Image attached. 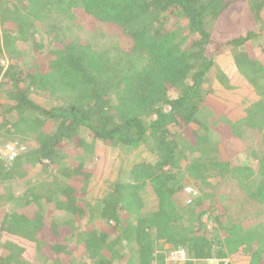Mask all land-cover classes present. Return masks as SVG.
Masks as SVG:
<instances>
[{"label":"trees","instance_id":"1","mask_svg":"<svg viewBox=\"0 0 264 264\" xmlns=\"http://www.w3.org/2000/svg\"><path fill=\"white\" fill-rule=\"evenodd\" d=\"M0 15V143L30 147L0 155V264H172L171 251L184 264L264 263V216L244 215L264 204V0H0ZM214 47L254 97L230 118L212 95L215 80L234 89ZM100 143L129 161L101 196L90 187ZM231 146L253 160L234 163ZM215 178L237 184L240 208L205 191ZM188 179L202 193L190 201Z\"/></svg>","mask_w":264,"mask_h":264},{"label":"rangeland","instance_id":"2","mask_svg":"<svg viewBox=\"0 0 264 264\" xmlns=\"http://www.w3.org/2000/svg\"><path fill=\"white\" fill-rule=\"evenodd\" d=\"M14 1V0H12ZM1 18V15H0ZM2 22V20H0ZM0 22V27L3 28V22ZM63 25L66 26H71L67 32L69 33V35L71 37H78L80 40H93L91 33L87 32L81 24H79V26H77V24H75L74 21H69V20H65L62 22ZM74 24V25H73ZM44 37L48 38V42L49 41V33L46 31V33L44 34ZM116 37H112V38H108V40H115ZM28 39H22L20 40V46H22L20 49L23 51H26L27 56L26 59L28 60V64L27 66L30 67H34L35 65H37V60L39 58V54L37 53H33V51L35 52V47L33 46L32 42L31 44H28ZM49 43L46 42V46L49 45ZM45 52L47 51V49H43ZM212 50H215L216 53H218L217 55V63L220 65L221 69L226 73V75H228V78L230 80L229 84L231 86L234 87V89H230V90H226L224 87V85H222L221 82H218V80H215L213 82L215 90L212 89V92L221 104L224 105V109H217V112H223V114L227 117L230 118L231 116H235L236 113L242 111L244 109V104H243V100H244V96L249 94L248 98H245V100L250 101L252 100L254 97H251L253 94L249 93L246 85L247 82L245 81L244 77L239 73L234 59L231 56V53L229 52V50H226L224 52V50L219 51L218 47H214ZM223 53V54H221ZM45 54V53H44ZM43 54V56H44ZM25 55V54H24ZM20 56V55H19ZM43 56L40 58L42 59ZM23 57V56H21ZM14 62L21 64L22 66L25 65V63L22 60H18V59H13ZM12 63V58L7 57V60H4V64L6 66V68L9 67V65ZM218 65V66H219ZM27 66L25 67L26 69ZM45 97V96H44ZM251 97V98H250ZM250 99V100H248ZM226 100H230L232 104L226 105ZM245 103V102H244ZM246 141H248V144L251 146V149H255L257 152L258 149L260 150V148L262 147L261 143V147L259 148V138L257 136L253 137V136H249L248 138H246ZM30 149V147H27L24 142H22L21 140H15V142H2L0 143V155H2V157L9 159L10 160L11 156L13 155V153H19V151H21L22 149ZM263 148V147H262ZM220 149L223 152H226L227 148L224 144L220 145ZM67 152V155L69 154V157L71 159V161H77L78 157L80 159L81 156V152L77 149H75L74 147H68L65 150ZM231 151L232 153H235L233 156V160L234 163H242L243 161H252L253 158L250 156L249 160H247V155L245 153H240L239 151H235V149L231 146ZM95 177L90 185L91 188H93V191H95V193L99 196L102 195L101 193V186H104V189L109 185L110 182L115 181V179L118 177L119 174V170L120 168H123L124 166H126V162H129L128 160L126 161V158H123V156L120 154L119 150H112L111 148L103 145V144H98L95 152ZM146 152H142L141 153V157L145 156ZM14 156V155H13ZM131 159V158H130ZM128 164V163H127ZM32 175L29 176L30 180L32 179H37L38 180V172H32ZM220 179L219 178H215V179H211L209 180L210 183H212V185H215V189L213 188H205V191L207 193H215L217 195H219L220 197H223L224 200H222V202L224 201V204H234L236 207L240 208V203L244 200V194H242L239 190V188L237 187V184L234 182H229L227 179L225 180H221L222 182H219ZM28 182V181H26ZM105 182H108L107 184ZM31 183V184H30ZM28 182L23 184L22 182H17L14 184V189L16 190V193H21V191H23L24 189L29 188L30 185H32L33 182ZM183 186H184V190L186 191V194L184 196V193H182V197H184L186 199V201H190L192 200L194 197L201 195V189L199 188L198 185L195 184V182L189 181V179L187 181H183ZM143 198L145 200V202L149 205L152 204V201L154 200V196L153 193L149 190H146ZM183 198V199H184ZM217 199L215 198V201L217 203ZM91 203H93V206L96 207V203L90 201ZM219 202V199H218ZM206 208H207V204H205ZM204 206V207H205ZM260 206V207H259ZM246 211L247 213H244V215H249L255 219H259V217H263L264 216V204H258V203H254L251 202L250 204L246 205ZM243 215V213H240V216ZM57 218V217H56ZM207 217H204V220H206ZM58 220H69V215L66 213H63L62 216H59V218H57ZM207 226L208 227H213V222L209 221L207 222ZM170 245H165V248H169ZM168 260L172 261V264H184L185 260L187 259V254L183 252H175V251H171L168 254ZM76 261L78 263H80L79 261V256H77Z\"/></svg>","mask_w":264,"mask_h":264},{"label":"crops","instance_id":"3","mask_svg":"<svg viewBox=\"0 0 264 264\" xmlns=\"http://www.w3.org/2000/svg\"><path fill=\"white\" fill-rule=\"evenodd\" d=\"M183 253L185 255V252H183ZM224 260H226L225 264H227L228 262H229V264H246V263H244V261L243 262H237L235 257H232V256H229V258L227 257ZM218 263H220L219 260H210L209 263H206V264H218Z\"/></svg>","mask_w":264,"mask_h":264},{"label":"built area","instance_id":"4","mask_svg":"<svg viewBox=\"0 0 264 264\" xmlns=\"http://www.w3.org/2000/svg\"><path fill=\"white\" fill-rule=\"evenodd\" d=\"M14 155V156H13ZM13 155L11 156V159L13 160L16 156H17V153H13Z\"/></svg>","mask_w":264,"mask_h":264},{"label":"clouds","instance_id":"5","mask_svg":"<svg viewBox=\"0 0 264 264\" xmlns=\"http://www.w3.org/2000/svg\"><path fill=\"white\" fill-rule=\"evenodd\" d=\"M17 155H18V154H17ZM16 157H17V156H16ZM16 157H15V158H16ZM15 158H14V159H15ZM14 159H13V160H14ZM10 160H12V159L10 158Z\"/></svg>","mask_w":264,"mask_h":264}]
</instances>
